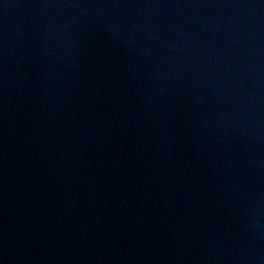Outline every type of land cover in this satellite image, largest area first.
<instances>
[{
    "label": "water",
    "instance_id": "95a60500",
    "mask_svg": "<svg viewBox=\"0 0 264 264\" xmlns=\"http://www.w3.org/2000/svg\"><path fill=\"white\" fill-rule=\"evenodd\" d=\"M0 264H264V0H0Z\"/></svg>",
    "mask_w": 264,
    "mask_h": 264
}]
</instances>
